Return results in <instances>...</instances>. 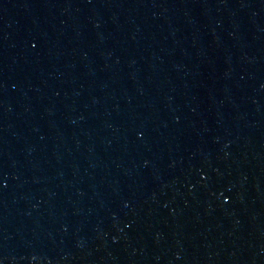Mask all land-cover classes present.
Here are the masks:
<instances>
[{"label": "water", "instance_id": "1", "mask_svg": "<svg viewBox=\"0 0 264 264\" xmlns=\"http://www.w3.org/2000/svg\"><path fill=\"white\" fill-rule=\"evenodd\" d=\"M0 264H264V0H0Z\"/></svg>", "mask_w": 264, "mask_h": 264}]
</instances>
